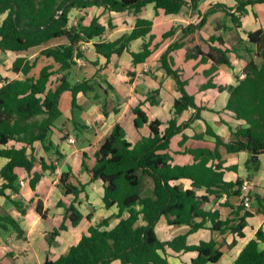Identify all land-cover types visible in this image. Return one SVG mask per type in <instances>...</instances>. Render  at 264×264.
I'll use <instances>...</instances> for the list:
<instances>
[{
	"label": "trees",
	"instance_id": "obj_1",
	"mask_svg": "<svg viewBox=\"0 0 264 264\" xmlns=\"http://www.w3.org/2000/svg\"><path fill=\"white\" fill-rule=\"evenodd\" d=\"M235 1L233 6L216 3L201 13L198 9L200 0H0V14L6 13L0 24L1 51L21 52L43 47L34 59L17 57L12 69L22 73V76L6 80L0 87V156L8 159L0 169V176L4 180L0 184V197L3 196L22 214L27 213L29 204L19 195L21 183L17 168H24L28 172L33 190L44 171L56 169L52 158L38 155L36 144L40 143L46 152L54 149L55 154L61 156L51 134L56 121L63 114L60 107L62 94L71 92L74 108L78 106L77 95L81 92H92L95 99L99 98L97 85L92 78L71 81L70 76L79 59H88L82 43L102 35L107 27L98 17L92 18L89 23L79 19L76 24H70L71 9L103 6L108 11L133 10L139 13L148 3L154 2L155 8L164 14H178L190 4L201 16L197 23L180 27L181 37L169 44L159 59L161 68L176 80L181 92V96L174 101L175 116L190 108H194L195 113L180 125H177L174 117L162 129L163 121L150 120L142 108L145 101H141L132 108L134 125L138 129L148 126L149 132L142 134L136 142L128 139L123 125L115 124L95 151L94 166L89 167L86 162L84 166L92 181L102 180L105 206H117L119 212L114 216L120 218L119 222L110 228V217H107L90 225L67 253L56 259L47 256L44 264H111L114 260H120L123 264H171L168 249L175 253L197 252L190 264H209L221 259L224 243L212 236L207 241L191 244L188 242L190 233L209 228L220 234L232 232L244 236L247 218L252 215L244 205V178L226 179V171L236 170L237 167L224 165L221 148L231 153L264 154V28L247 31V39L240 38L232 46L226 45L222 33L212 34L209 39H204V44H197L188 50V58L201 55L203 62H212L208 71L209 80L202 88L228 89L226 109L232 111L235 118L244 120L245 124L229 125L231 139L225 140L207 123L204 132L194 135L203 144L186 149L194 158L191 163H175L171 147L173 138L201 118L200 113L204 108L186 90V81L181 80L178 70L174 68L171 53L185 45L187 36L200 32L208 17L216 11H224L234 27L239 28L242 26L240 16L247 13V6L264 3V0ZM153 24L150 19L138 17L129 33L115 40L96 42L95 51L109 62L114 54L130 50L132 41L149 35V40L142 44L139 51H130L134 66L145 63L160 45L153 42ZM178 28L173 26L163 33V38L173 36ZM221 28L228 26L224 24L218 29ZM231 52L245 59V75L237 77L235 84L218 85L213 81V75L219 65L233 66ZM41 58L50 61L39 68L38 74H33ZM159 94V90L149 91L146 102L152 105L159 103ZM103 112L107 114L106 102ZM205 135L213 136L214 140L210 144L204 143ZM182 139L184 144L188 136L184 134ZM37 164L40 169H36ZM260 165V160L249 158V176L257 173ZM146 176L152 180V190L143 195L141 189ZM73 178L76 175H72V171L62 172L59 177L63 193L74 196L70 204L60 202V205L65 208L64 219L76 226L84 219V214L77 205L82 187L73 182ZM183 178L191 180L190 187L176 183ZM9 191L18 196L12 197ZM249 194L253 204L264 214V192L250 189ZM236 197L239 201L234 203L232 199ZM224 208H230L225 218ZM36 211L46 216L41 199L36 202ZM126 211L128 215L122 217ZM87 217L90 219L89 215ZM162 217L171 225H188L190 230L166 241L161 240L156 227ZM0 228H12L23 235L17 219L1 210ZM67 228L65 223L54 228L46 235L47 241L53 243L61 230ZM235 242L236 239L232 244ZM0 264H3L1 260ZM234 264H264L263 227L256 230L255 236L246 243Z\"/></svg>",
	"mask_w": 264,
	"mask_h": 264
},
{
	"label": "crops",
	"instance_id": "obj_2",
	"mask_svg": "<svg viewBox=\"0 0 264 264\" xmlns=\"http://www.w3.org/2000/svg\"><path fill=\"white\" fill-rule=\"evenodd\" d=\"M216 3H225L228 6H233L236 1L200 0L198 9L201 13H205ZM247 9V13L240 16L242 26L239 28L234 27L233 23L230 22L231 20L228 22L223 19L219 21L218 19L221 18L216 17L217 14L215 13L218 12L216 11L208 17L205 24L207 25L213 16L216 20L215 33L209 34L202 28L200 32L187 36L184 41L185 45L175 51L186 48L189 50L197 44H204V39H209L212 34L217 33L223 34L227 46L237 44L240 38L247 39V31L264 28V3L248 5ZM75 10L80 12L79 19H83L84 23H89L92 18L98 17L99 21L107 27L102 35L82 43V48L87 50L88 59H79L78 65L72 70V72H76L75 81L89 78L98 80L100 88L97 87V91L100 90V92L103 91L105 93V100L102 99L101 101L100 99L92 101L88 94L81 92L77 95V107L80 108V110L83 108V113L80 118H76L75 114L73 115V109L69 115V105L65 110L62 109L63 114L64 111L68 113L66 115L67 120L63 123H56V127L51 134V139L59 148L61 156H57L54 149L46 152L40 143L36 144L38 155L52 158L56 165V169L54 171L49 169L44 171L43 177L37 184L35 190L30 186V176L28 172L24 168H17L21 183L19 195L29 204V208L26 214H22L14 205L9 204L3 196L0 197V210L10 213L17 219L23 230L22 236L12 228L8 229L9 233L6 237L0 234V260L3 264H44L47 256L56 259L60 255L67 253L70 246L77 242L81 236L87 232L90 225L96 224L107 217H110V228L119 222L120 218L114 216L119 212V209L116 205L110 208L105 206L103 201V182L101 179L91 180L84 166V162H86L89 167L94 166L96 162L95 151L112 131L115 124L120 123L127 132V126H130L131 123L134 124L132 108L138 105L139 102L145 101L142 108L146 110L150 120L160 119L163 121L161 126L162 129H165L169 124V120L174 117L177 119V125H180L189 120L195 113V109L190 108L180 115L175 116L174 101L181 96V92L178 90L176 81L175 83L172 82L174 78L161 68L159 59L162 52L166 50L169 44L181 37V26H186L189 23H197L200 20V12L192 9V6L187 4L178 14H164L162 10H157L155 8L154 2L148 3L139 13H135L133 10H126L123 12L108 11L105 10L103 6H94L85 10L72 8L70 11V24H76L79 21L72 23L71 14ZM5 17L6 13L0 14V24ZM138 17L147 18L154 22L152 34L155 35V38L153 42L154 44L160 43L159 48L145 63L134 66L130 51H139L142 44L149 40V35L132 41L129 45L130 50H124L121 54H114L109 62L106 61L103 55L95 51L94 45L96 42L115 40L123 34L129 33L133 29ZM224 24H226L228 28L218 29L224 27ZM161 26H165V28L159 30L161 32H158L155 28L159 29ZM173 26H179L176 33L171 37L162 38L160 40L159 35L168 31V27L172 28ZM41 48L43 47H35L21 52H3L0 49V87L6 80L22 76V73H16L12 69L13 62L17 57L25 56L34 59L39 54ZM230 57L233 66L219 65L218 70L213 75V81L218 85L223 84L228 86L235 84L237 77H244L245 75V59L237 57L232 52L230 53ZM187 58L186 54V60L189 59ZM194 59L199 64H202L200 74L203 75V78H200V76L199 82H197L191 90L187 89V87L188 84L192 83L193 77L190 76L186 78L185 88L190 94L195 96V102L204 108L200 113L201 118L193 121L172 140L171 147L174 162L181 164L194 161L193 156L187 153L186 149L188 147L203 144L202 141L195 139L194 135L195 133L204 132L207 123L225 140L231 139L229 125L235 127L237 124H245L244 120L235 118L234 113L226 109L229 98L228 89L202 88V85L209 80L208 71L212 62H203L201 55ZM49 61L50 60L44 59L41 65L39 61L38 66L33 70V74H38L39 68ZM174 61L175 68L177 62L175 59ZM90 65L95 66V71L93 69L90 70L92 75H90V71L89 73L87 72ZM152 65H154V67L157 66V71L154 72L152 70V73L149 74L148 71L154 69L151 68ZM76 68H79L80 71L82 70V73L80 74V71H76ZM179 71L182 72L181 69ZM99 72H101L100 76L102 77H96V74ZM83 73H85V75H83ZM156 90L160 91L159 103L152 105L146 102L147 93ZM71 99L67 98L66 101L69 102ZM102 102L103 104L106 102V115L103 112ZM164 110L166 111V116L162 119L160 118V114ZM148 132V126L140 129L136 128L134 139L132 140L130 138L128 132L127 137L131 142H136L142 134H147ZM184 134L188 136V139L182 144ZM69 135H72L76 139L75 143L69 142ZM204 138L206 140L204 143L207 144H210L214 140V137L211 135H205ZM221 150L223 152L224 165H236L237 167L236 170L226 171V179L235 180L238 176L243 177L244 181L249 182L251 190L263 193L264 154L258 155L257 160H260L261 163L260 170L249 176L247 163L252 155L246 152H227L224 147H222ZM7 161L8 159L6 157L0 156V169ZM36 169H40L39 164H37ZM65 171H72V175H76V178H73L72 181L79 187H82V191L78 197L79 203L77 205L84 214V219L76 226L71 225L69 220L64 219L65 208L60 205V202L68 205L74 199L73 195H65L59 185V177L61 173ZM78 179L83 183V186ZM3 181V178L0 176V184H2ZM176 183H180L185 187L191 186V180L187 178L180 179L176 181ZM8 193L11 194L12 197L18 196L10 191ZM199 193H203V191ZM33 199L35 200L32 201ZM38 199L43 201L44 211H46L45 217L36 211V202ZM232 200L234 203H237L239 198L236 197ZM223 210V218H225L230 208H224ZM247 210L251 211L252 215L247 218L248 225L244 228V236H238L232 232L220 234L219 232H213L209 228H201L188 235V242L193 244L201 240L207 241L214 236L219 242L224 243L222 248L223 255L218 262L209 264H234L243 247L255 236L256 230L260 227L264 228V214L259 212L252 200L251 206L247 208ZM88 215L90 219L87 217ZM127 215L128 212L126 211L123 213L122 217H126ZM62 223H65L68 228L61 230L60 235L55 238L53 243H49L46 239V235L54 228L60 227ZM160 226L163 228L162 231ZM156 229L160 239L166 241L176 235L188 233L190 226L171 225L165 217H162ZM161 232L164 233L163 238L161 237ZM234 239H236V242L232 244ZM168 253V259L171 264H190L191 259L197 255V252L175 253L171 249H168ZM111 264L123 263L120 260H114Z\"/></svg>",
	"mask_w": 264,
	"mask_h": 264
},
{
	"label": "rangeland",
	"instance_id": "obj_3",
	"mask_svg": "<svg viewBox=\"0 0 264 264\" xmlns=\"http://www.w3.org/2000/svg\"><path fill=\"white\" fill-rule=\"evenodd\" d=\"M79 14H80V12H78V10H75L72 14H71V18H72V23H76L78 20H79V18H80V16H79ZM215 14H217L216 15V17H218V18H221V19H218L219 21H222V19L224 20V21H230V19H229V17L227 16V14L225 13V12H222V10H220V11H218L217 13H215ZM231 22V21H230ZM232 23V22H231ZM215 27H216V20H215V18L212 16L211 17V20L209 21V23H207V25H205L203 28V30L204 31H206V32H208L209 34L210 33H215ZM163 28H165V26H161V27H159V29L158 28H155V29H157V31L158 32H161V31H159V30H163ZM169 29L171 28V27H168ZM167 28V29H168ZM159 38H160V40L163 38V34H160L159 35ZM172 55H173V57H174V59L176 60V64H177V66L175 67L177 70H178V73H179V75H180V78H181V80H183V81H186V78H189L190 76H192L193 77V81H192V83H190V84H188V87H187V89H189V90H191V88L193 87V86H195V84L197 83V82H199V77L200 78H203V75H201L200 74V71H201V68H202V64H199L194 58H187L188 60H186V54H188V49L186 48V49H181V50H179V51H173V53H171ZM184 55H185V57H184ZM44 62V58H41V60H40V65L42 64ZM151 68H154V69H150L148 72H149V74H151L152 73V70L154 71V72H156L157 71V66H155L154 67V65H152L151 66ZM156 68V69H155ZM160 68V67H159ZM77 70L76 71H80L79 70V68H76ZM91 69H93L94 71H95V66H93V65H90V67H89V70H87V72L89 73V71L91 70ZM182 70V72L181 71H179V70ZM84 72V71H83ZM153 72V73H154ZM82 73V70L80 71V74ZM75 74H76V72H72L71 73V76H70V78H71V81H75V79H76V76H75ZM83 75H85V73H83ZM90 75H92L91 74V71H90ZM101 75V72H99V73H97L96 74V77H99ZM87 76V75H86ZM100 77H102V76H100ZM93 79V81L96 83V85H97V87H99L100 88V85H99V82H98V80H96L95 78H92ZM172 79V78H171ZM175 79H172V82L173 83H175ZM165 82H167V81H165ZM168 83V82H167ZM99 85V86H98ZM67 92H69V91H65L63 94H62V97H61V102H60V107H61V109H63V110H65V108L69 105V109H70V111H68V113H69V115L71 114V111H72V109H73V111H74V113H73V115L75 114V117L76 118H80V116L82 115V113H83V108H82V110H80V108H78V107H73L72 106V99H71V92H69V93H67ZM97 93L99 94V98H94V94L95 93H92V92H90L89 94H88V96H89V98L92 100V101H96V100H100L101 99V101H102V99H104L105 100V93L102 91V92H100V90L99 91H97ZM71 94V95H70ZM67 98H70L71 99V101L69 100V102L68 101H66L67 100ZM102 104H103V102H102ZM102 108H103V105H102ZM62 110V111H63ZM67 111L65 112L64 111V114L56 121V123L57 124H59V123H63L64 121H66L67 120ZM165 116H166V111L164 110V111H162L161 112V114H160V118H165ZM134 129H135V131H136V128H135V125L133 124V123H131V125L130 126H127V132H128V134H129V136H130V138L133 140L134 139V135H135V131H134ZM138 135V134H137ZM151 190H152V180H151V178L149 177V176H146L145 178H144V183H143V186H142V189H141V192H142V194L143 195H145V194H149L150 192H151ZM160 228H161V231H162V226H160ZM8 233H9V231L8 230H4V229H1L0 228V234L1 235H3L4 237H6L7 235H8ZM163 236H164V233L163 232H161V237L163 238Z\"/></svg>",
	"mask_w": 264,
	"mask_h": 264
},
{
	"label": "built area",
	"instance_id": "obj_4",
	"mask_svg": "<svg viewBox=\"0 0 264 264\" xmlns=\"http://www.w3.org/2000/svg\"><path fill=\"white\" fill-rule=\"evenodd\" d=\"M68 140L70 143H75L76 139L69 135ZM250 191V184L248 181H244L242 185V192H243V199H244V205L249 208L251 206V196L249 194Z\"/></svg>",
	"mask_w": 264,
	"mask_h": 264
},
{
	"label": "water",
	"instance_id": "obj_5",
	"mask_svg": "<svg viewBox=\"0 0 264 264\" xmlns=\"http://www.w3.org/2000/svg\"><path fill=\"white\" fill-rule=\"evenodd\" d=\"M251 158L253 159V161H256L258 159V155H252Z\"/></svg>",
	"mask_w": 264,
	"mask_h": 264
}]
</instances>
